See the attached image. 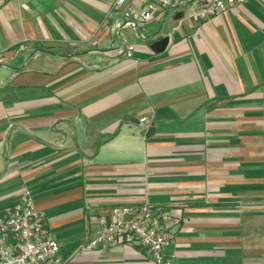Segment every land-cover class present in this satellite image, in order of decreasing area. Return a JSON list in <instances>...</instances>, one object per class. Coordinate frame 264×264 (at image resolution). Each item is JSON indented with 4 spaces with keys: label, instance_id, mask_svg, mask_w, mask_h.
<instances>
[{
    "label": "crops",
    "instance_id": "1",
    "mask_svg": "<svg viewBox=\"0 0 264 264\" xmlns=\"http://www.w3.org/2000/svg\"><path fill=\"white\" fill-rule=\"evenodd\" d=\"M114 1L0 0V209L29 189L64 264H155L85 248L144 202L174 264H264V0L137 25Z\"/></svg>",
    "mask_w": 264,
    "mask_h": 264
},
{
    "label": "built area",
    "instance_id": "2",
    "mask_svg": "<svg viewBox=\"0 0 264 264\" xmlns=\"http://www.w3.org/2000/svg\"><path fill=\"white\" fill-rule=\"evenodd\" d=\"M247 0H115L113 7L132 24L161 18L167 10L189 9V17L204 22ZM143 117L140 123L145 121ZM170 212L147 202L113 205L106 216H96L94 239L85 248L98 245L136 244L155 264H174L164 251L172 238L165 229ZM46 214L35 205L29 189L18 201L0 209V264H64L59 247L46 230Z\"/></svg>",
    "mask_w": 264,
    "mask_h": 264
},
{
    "label": "water",
    "instance_id": "3",
    "mask_svg": "<svg viewBox=\"0 0 264 264\" xmlns=\"http://www.w3.org/2000/svg\"><path fill=\"white\" fill-rule=\"evenodd\" d=\"M172 116H174V114L169 108H159L152 115V118H151L152 124H150L147 127H142L139 130V133L144 136H150L156 130V127L154 125L155 122L165 119V118H170Z\"/></svg>",
    "mask_w": 264,
    "mask_h": 264
}]
</instances>
